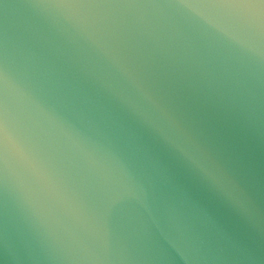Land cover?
Returning <instances> with one entry per match:
<instances>
[{
	"label": "water",
	"instance_id": "1",
	"mask_svg": "<svg viewBox=\"0 0 264 264\" xmlns=\"http://www.w3.org/2000/svg\"><path fill=\"white\" fill-rule=\"evenodd\" d=\"M0 264H264V0H0Z\"/></svg>",
	"mask_w": 264,
	"mask_h": 264
}]
</instances>
